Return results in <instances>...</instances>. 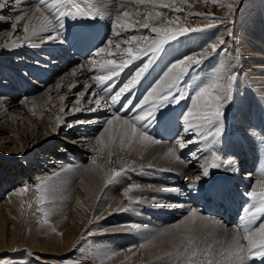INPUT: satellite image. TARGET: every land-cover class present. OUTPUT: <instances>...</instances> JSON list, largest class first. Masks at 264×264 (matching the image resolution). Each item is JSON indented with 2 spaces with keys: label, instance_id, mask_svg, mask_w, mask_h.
<instances>
[{
  "label": "bare ground",
  "instance_id": "bare-ground-1",
  "mask_svg": "<svg viewBox=\"0 0 264 264\" xmlns=\"http://www.w3.org/2000/svg\"><path fill=\"white\" fill-rule=\"evenodd\" d=\"M126 1L127 0H99L98 6L100 11L104 13L103 15H105V13L110 15L111 13L113 16V23L114 17L116 15H122L124 12H128L130 16L123 21L125 24L129 23L130 21H143L145 18V13L152 12L153 15H155L157 11L164 12L163 10H166L157 9L151 5L150 7L135 8L130 5L132 1L129 4V1ZM0 2H3V0H0ZM159 2H161V0H157V3ZM163 2L168 4L171 3L168 0H163ZM37 3L38 2L36 0H8L7 6L3 9H0V24L2 22L10 21L9 27L4 29L0 36V60L9 61L10 59H15L11 61L14 63L17 61V59L20 60L19 58L21 57H25L29 61H31V58H39L38 64H36L37 62H34L35 64L30 65L32 69V77L38 80L46 79L50 81H48V84L45 80L46 84L44 85V82H36V79L32 80L29 77L24 78V76H22L21 79L23 80L24 84L18 82L19 84L16 83L15 87L12 88L8 87V85H2L0 83V92L2 91L0 94H5L4 96L0 95V136H2V138H0V143H11V135L15 137V141L12 142L14 145L9 146V144H2L3 147H5L4 151L6 153L11 151L12 157L27 158L30 155L29 151L31 149V151H35L40 148L43 150L48 149V153H44L42 158L41 155H39L41 160H45V156L48 158H55V160L53 161V159H50L49 168L43 169L42 173L39 172L37 177L39 178L46 175L57 174L60 179H63L58 182L57 188V190L61 192L60 194H63V197L62 195V198L60 197L62 202L61 205L58 206V215L51 217L53 220L55 218L61 220V223L58 224L55 232H52L51 230L48 232L46 238L47 241L45 242V244H51L53 248L52 250H49L50 247L47 244L45 246L44 243H41L36 244L38 246L35 248V250L41 253L48 252L49 255L47 256L50 257H45V260L53 261L54 258H56L55 255H61L67 251H70L80 241V238L83 237L81 234H84L85 232L88 233L92 227H95L96 223H93L92 220L93 218L97 217V219L101 221L100 224L102 223V226H106L105 230L108 231V233H112L114 236L113 238L110 237V240L105 237L103 244L107 246V250L110 254H112V256L111 259L105 258L104 264H171V261L165 258L169 253L175 250L176 245L179 243L180 234L184 233L185 228L190 226V221L186 218L189 215V210L193 208L190 201L185 199L183 192H180L181 190L178 187L179 184L185 185V187L188 188H200L204 185L210 187L215 178L224 177L225 174H232V172L222 167L220 169L212 170L211 175L208 178H202L198 183H192L195 182V177L201 174V172H198L199 169L195 168V166H200V164L203 163V161H201L199 164L195 162L204 158L201 156V159L197 160L192 156V153L197 149L194 143L187 144L185 148L180 149L177 148L178 146H176L174 142L167 141V139L162 140L156 137L151 131L150 135L160 140V143L150 144L145 142L142 144L138 141L129 143L127 140H125V143L121 145L119 137H115V133L119 128V122L115 120L113 121L112 128H110L108 132L104 131L106 127H109L105 122L104 124L106 126L104 129L100 130L99 136L96 138V140H92V130L94 129L95 131V129H98L95 128V126L104 119L106 121V119L108 120L113 118L114 115L110 118H107L110 116L109 113H111V111L125 116L130 114L126 113L127 111L121 108V106H119L117 110L115 109L114 105H112L113 109L111 108V110H108L109 106L97 107L94 102H89L99 98H95L90 95V93L95 92L94 88L97 89L96 83L92 78H90L91 76H89L90 72H98L92 69V65L90 66L91 61L94 58L89 62H85L86 58L72 59L71 55L73 54H71L65 47L62 48V50L61 48L58 49L61 50V53L58 55H53L52 50H50L52 45L50 41H41V39L38 37H33L30 40H26V36L28 34L23 31V24L27 22L28 16H32V14L35 13ZM121 4L123 5L122 7L120 6ZM137 12L140 13L139 16L135 15ZM165 12L163 15L166 14ZM249 12L251 13V11ZM36 15L38 16L39 14ZM21 16H25L26 19L18 23L17 19ZM104 17L107 18L106 15L103 16V18ZM161 21L160 23L151 22L152 26H162ZM33 23H36L35 17H33ZM83 23L98 26V28L94 27L88 32V34H93L95 39L99 38V28L103 32L106 30L105 27H100L98 24H96L94 20L84 19ZM177 24H174L173 26L175 27ZM144 30L149 35L153 34L149 33L148 30L141 29L139 26H137L132 31H129L128 33H122L120 37H116L115 42L121 43L122 48L126 47L125 44L122 43L126 35H129L130 32V35L133 32L134 34L140 35L144 33ZM263 34L264 33L258 34L256 37L255 45L258 47H256L258 50L255 52L257 55V57H255L259 60H254L255 64L253 63L255 70H260L258 72L254 71L253 74H249L250 78L255 80L254 83L256 82V84H252V82L251 87L256 89L254 91L262 93L260 94L262 98H264ZM37 50L41 51L42 54L39 51L38 52L40 54L35 53ZM111 50L116 52L117 55L120 54L115 49L114 45ZM95 51L93 53H95ZM44 52H48V55L47 53L44 54ZM171 55L172 54H170V56ZM93 56L94 55H92V57ZM46 61L49 63H46ZM63 62H65V64ZM87 62L88 64H85ZM135 63L137 65L139 60L134 61V63L131 65L133 66ZM52 65H54V67H58L51 69L50 66ZM131 65L129 66L130 70ZM16 66L19 65L17 64ZM155 66L158 65H153L151 70L156 72L157 67ZM129 68L124 69V73L122 72V77H124L127 72H129ZM154 71H152V73ZM155 72L153 74H155ZM50 73H53L55 76L52 77ZM7 74L8 73H6V70H3V72H0V78L8 79V77H11ZM96 74L99 75V73ZM153 74L152 76H155ZM11 79L12 78L9 80ZM258 80L260 83H258ZM13 83L11 82L10 84ZM91 83L93 85L95 84V86L90 85ZM147 84V79L141 80L139 91L144 89ZM79 85H83L82 89L77 93V97L80 101L77 99V104L75 105L73 102L70 111L65 112V102L69 99V96L73 95L75 88ZM89 85L91 87H89ZM39 87H43L41 88L44 89L43 92L36 96L29 95L25 97V103H23V105H21L19 108L13 109V117H7V114H9L8 109L15 105L14 97L18 91V88H24L28 91H31L33 89L37 90ZM137 87L138 85L136 88ZM82 92L85 93L83 96L80 95ZM97 92H101V89H98ZM125 96H127V94ZM132 97L133 99L136 98L134 103L140 99V95L137 97ZM248 99L251 100L252 97L250 98L249 96ZM247 101L246 104H248ZM255 101L260 104L259 101L255 100L254 98L251 100V102L257 104ZM28 102H30L29 104L31 107H29L27 110L24 105ZM42 102H45V106H47V108L50 106L54 107L56 105L58 107L52 114L43 113V106L40 107ZM101 103L103 104V101H101ZM174 104L175 103H173V106H171L172 104L170 105L171 108L169 107L170 110L167 111L168 114L169 112H174L177 114L181 112V106H174ZM243 105L244 104L241 105L242 108L239 106L241 108V114L247 112L248 110L250 111V109H248V106H251L250 104L248 106ZM34 106L37 107V111L30 113V111L34 109ZM94 108L96 110L92 111L91 109ZM258 110L260 111L259 106ZM134 111L137 112L136 109ZM134 111L132 113H134ZM234 111L236 110L232 106L230 108V112ZM27 112L29 114L28 117L30 118L32 117V114H36V116L34 115L35 118L33 119V122L30 123L31 128L30 125L28 127L30 132L25 133L26 130L24 128L22 131L17 130L14 132L12 127H8V125L10 126L11 124L9 122L10 120L13 121V123L16 120L23 122V118H25L24 114ZM249 115L251 114L249 113ZM262 115L264 116V114ZM169 116H171V114ZM228 116L230 115L225 117ZM124 118L130 119L129 117ZM246 118L247 116H243L241 120H237V126H240L241 123L246 122ZM232 120L234 119L232 118ZM162 122L163 121H161V123ZM44 124H47L48 127H44ZM159 125L156 124L153 126L155 131L161 126ZM243 128L245 127H242V130H244ZM148 129H150V127H148ZM223 130L225 129L223 128ZM226 130L228 131V129ZM183 134H185V137H183L181 133L179 138L182 136L184 139L186 138L189 140L194 136V134L191 132L189 134L192 136H187V133L185 132H183ZM249 134H251V132ZM253 134L255 136L256 134L259 135L258 133ZM261 134L262 131L260 132V136ZM21 136H23L22 139ZM255 136L253 140L256 139ZM110 137H115L116 142L110 143ZM221 137L219 139L216 138L213 140L212 137L206 138L203 136L201 139L209 145L230 144L229 137L227 138L226 134L224 135V138ZM21 140H24L25 144L28 141H31L28 142L30 145L32 144L31 148L26 149V147L30 145L26 144L24 146L21 144V142L19 143ZM98 140L102 142L98 143ZM230 142L232 143V141ZM254 142L258 143L256 141ZM55 143H59V146H57L58 149H53L51 147V145H54ZM94 147H97L95 151L93 150ZM171 147H176L175 156L170 155L168 152L169 148ZM236 149H238V152L242 153L243 155L247 152V147L244 149L237 146L235 150ZM241 149H244V151L242 152ZM67 151L69 152L67 154L68 157L65 158L64 156ZM49 152L51 153L50 155ZM198 156L200 157V155ZM176 157H179V159ZM93 158H95V164L93 163ZM24 163H26V161H24ZM239 165L241 167L244 166L242 163ZM156 167L163 168L165 170L159 173L156 171ZM113 170L120 171L121 175L118 177H113L111 182H109V177H112ZM243 175H247V172ZM260 177L254 181V188L257 187L256 181L259 180ZM134 184L139 185L140 189L130 193V196L133 197V199L130 201L124 196V190ZM13 196L14 194L12 191H9L6 196V200L0 204V210L2 207L7 209L9 204L11 205V203H8L9 201H7V199L12 198ZM69 198L71 199L70 203L68 201ZM168 199H176V201L171 200L172 202H169ZM174 205H182V207H175ZM118 207H122L124 210L116 211ZM199 214L205 218V221L197 222V224L200 225L197 235L200 236L201 239L206 240V242L211 243L213 247H217L220 242L230 241V239L234 236L237 229V227L234 225H225L220 220H218L217 217L211 216L208 213L199 212ZM180 216L182 217L180 218ZM178 217L179 219H177ZM209 218L216 222L214 227L206 223L207 219ZM169 222H172L173 224L169 225ZM131 224H136L140 227L138 230L133 231L116 230L118 227ZM103 230L104 228L99 229L98 235H100ZM209 232L214 234L208 235ZM15 235L17 234H12V241L15 240ZM92 235L99 237L97 234ZM140 239H142L141 243ZM137 243L140 244L138 245ZM141 245H143V247ZM38 247H41V249ZM4 248L5 246L0 245V252H2ZM246 264H252V262L248 261Z\"/></svg>",
  "mask_w": 264,
  "mask_h": 264
},
{
  "label": "rangeland",
  "instance_id": "rangeland-1",
  "mask_svg": "<svg viewBox=\"0 0 264 264\" xmlns=\"http://www.w3.org/2000/svg\"><path fill=\"white\" fill-rule=\"evenodd\" d=\"M36 1L38 2V0H36ZM110 1H112V0H110ZM121 1H123V0H121ZM131 1L132 0H127L126 2H128V4H129ZM168 1L171 2L170 4H173V0H168ZM126 2H125V4H126ZM228 4L233 5V8L231 10L228 9V7H227ZM130 5L132 7H135V8L150 7L149 4L139 3V0H135V2L130 3ZM173 7L182 8L183 12L174 14L173 12H171L168 9L163 10L164 12L166 11L165 12L166 14L162 15V17L160 18V21L164 20V21H161L162 24L166 23L168 20H176V24L178 23L177 26L203 27V26L211 23V24H214V27L208 28V29H206L204 31H200V32H190L184 36L178 37V39H176L174 41H170L169 43L165 44L163 47V51L156 54V56L154 58V60H155L154 63L149 67L148 71L145 73L144 77L141 79V80L147 79V81H148V84L146 85V87L140 91V94L142 93V91H144L143 94L141 95V97H143L146 94V91L149 89L150 85H152L153 82L158 77H160V75L163 74V72L167 69V67L171 63H173L177 59H180L186 55H192L193 53H198L202 49L207 47L209 44L218 43V41L222 39L224 41V44H219L217 51L215 53H211L206 59L202 60V63L199 67L194 68V70H190L188 72V74L185 75L183 82L180 85V91L183 92V94L187 98L184 99V101L181 100L183 102V104H181V103L174 104V106H176V105L181 106V112L177 115V118H179V121H180L182 119L181 114L185 111V109H187L191 105V97L189 96L190 86L194 87L195 85L199 84L200 82L210 79L214 74H216L220 77H223L225 75V72H227L228 74H231V75H236L237 79L232 83V99L230 102L226 103L225 108H224L225 116L230 115V116L224 118V124L225 125L223 128L225 130L228 129V131L223 130L222 135H221L222 137L220 136L221 138H224V135L226 134L227 138L229 137V139H231L230 135H231L232 131L236 129V125H237L236 124V117H237V120H241L243 118V116L248 117V116H250L249 113L253 114L252 111H255V110L259 111L258 107H256L255 110H252L253 108H251V107H252V105L254 106L255 103L251 102V100L253 99V97L258 98L260 96V94H262V93H260L258 91L257 92L254 91L256 89H253L254 87H251V83L253 82L252 84H256V82L254 83L255 80L251 79L249 74H253L254 71L258 72L260 70V69L255 70L253 63L255 64L254 60H259L258 58H256L257 55L255 53L258 50L257 49L258 47L255 45L256 37L258 34L264 33V0H218L217 3H213V0H193V1L188 0V2L186 4L181 3L180 0H176V3L173 5ZM249 11H251V13ZM189 13L205 14L208 17H212V19H204L202 17H198L195 15H188ZM105 15L107 16V19H108L107 20L108 26L110 27L111 24L113 26V16L109 15L107 13H105ZM105 15H103V16H105ZM109 16H112V17H109ZM104 18H106V17H104ZM97 20H94V21L96 22ZM65 23H67L66 27L68 29H72L75 25V22L70 20V19H66ZM155 23H160V22H155ZM9 24H10V21L9 22H2L0 24V36L3 33L4 29L9 27ZM110 29H111V27H110ZM132 30L133 29H131V28L129 29V31H132ZM130 33H129V35H130ZM132 34H134V32ZM143 34H147V32L144 30ZM151 35H155V34H151ZM127 36L128 35H126V37ZM112 38H114V40H116L115 39L116 37H114V31H113V37ZM262 41L264 44V34H263V40ZM58 49L55 52L52 51V54L58 55L59 53H61L62 48H61V50H58ZM38 51L39 50L35 51V53L40 54L41 51H39L40 53ZM46 53L48 55V52H44V54H46ZM170 54H172L173 56L172 55L170 56ZM94 56H95V54H94ZM94 56L91 59L88 58L89 60L85 59V62L86 61L89 62L90 60H92L94 58ZM150 56H152L151 53H149L148 55H146L142 59H140L139 63L137 65L135 63L134 64L135 66L133 65L134 67L131 65V70L129 68V72H127V76L125 79L127 80L133 74L135 69H137L144 62H146ZM19 59L20 60L17 59V61H15L14 63H12L11 61L15 60V59H10L9 61H7L6 59H5L6 61L0 60V72H3V70H6V73H8L7 75L11 76V77H8V79L7 78H0V83L2 85H8V87L12 88V87H15V84L18 82L19 83L21 82L22 84H24L23 80L21 79L22 76H24V78L29 77L32 80L36 79V78L32 77V73H31L32 69H31L30 65H31V63H32V65L35 64L34 62H37L36 64H38L39 58L38 59L37 58H31L30 59L31 61L27 60V58H25V57H21ZM36 59H37V61H36ZM88 62L85 64H88ZM46 63H48V62L46 61ZM17 64L19 66H16ZM162 64H163V66H162ZM71 65H72V63H71ZM153 65H158L161 67L155 66V67H157L156 72H155L154 70H151ZM90 66H91V64H90ZM50 67H51V69H53V68H57L58 66L54 67V65H52ZM152 71H154L155 74H153L154 72L152 73ZM161 72H162V74H161ZM53 73H56V72H53ZM53 73L52 74L50 73V75L52 77L55 76V75H53ZM96 73H99V72H96ZM96 73L90 72V74H89V76H91L90 78L98 75ZM151 73L155 76H152ZM156 74H158V75H156ZM10 78H12V79L9 80ZM19 78H20V80H19ZM45 80L46 79H44V80L36 79L35 81L36 82L41 81L42 83L44 82L43 83L44 85L46 84V81H47V83L49 84L50 81L49 80L45 81ZM126 80L121 79L119 81L118 79H116L115 81L117 82V85H115V89L113 90V92L116 91L120 86H122V84ZM52 81H53V78H52ZM11 82L12 83L14 82V83L10 84ZM92 83L90 85H93ZM140 83H141V81H140ZM140 83L138 84L137 88L135 87V89L130 94V96H136L138 89H139V86H140ZM258 83H260L259 80H258ZM93 86H95V84ZM82 87H83V85L77 86L73 92V95L68 97L69 99L65 102V112L70 111L73 102L75 103V105L77 104V102H76V100L78 99L77 93H78V91H80L82 89ZM41 88H43V87H39V88H37V90L33 89L31 91H28L27 89H24V88H18V91L14 97L15 105L11 106L8 109L9 114H7V117L8 116H9V118L13 117V113H14L13 109L19 108L21 105H23V103H25V100H26L25 97H27L29 95H35L36 96V95L40 94L41 92H43L44 89H41ZM98 89H100V88H98V87H97V89L94 88V91L97 92ZM6 90H4V91H6ZM0 95L4 96L5 94H0ZM249 96H250V98L252 97L251 100L248 99ZM260 98H262V97L260 96ZM246 101L248 104H246ZM255 102H257V101H255ZM29 103L30 102H28L27 104L24 105V107L27 110L29 109V107H31ZM251 103H254V104H251ZM240 104L241 105L244 104L246 106H248L250 104L251 106H248V109H250V111L251 110L252 111L250 112L248 110L247 112H244L241 114L240 112H241L242 106ZM257 104H258V102H257ZM182 105L184 108L182 107ZM42 106L44 109L43 113H48V114H52L54 111H56V109L58 107L56 105L54 107L50 106L47 108V106H45V102H42L40 104V107H42ZM171 106H173V104ZM171 106H169V107L171 108ZM232 106L234 107V109L236 111L230 112V108ZM239 106H241V108ZM169 107L164 109L165 114L167 113V111L170 110ZM33 108L34 109L32 111H30V113L31 112L34 113L37 111L36 106H34ZM111 108H112V105L109 106L108 110H111ZM134 110L135 109H131L129 111V114L130 115L132 114L131 116L130 115L125 116V115H121V114H118L116 112L111 111L112 114L109 113L110 116L107 118H110L113 115H121L123 117L131 118L134 116V113H132ZM119 112H121V111H119ZM238 113H240V114H238ZM167 114L165 115L166 119H164L163 122L166 121L169 117H171V116H169L170 112L168 115ZM263 114H264V112H263ZM34 115L36 116V114H34ZM34 115L32 114V117H31L32 119H31L30 117H28L29 114L27 112L26 114H24L25 118H23V122H20V120H16L13 123V121L10 120L9 122L11 124H10V126L8 125V127H12L14 129L13 130L14 132L17 130L22 131L23 128L26 130L25 133L30 132L29 131L30 129H28V127L30 125V128H31L30 123L33 122V119L35 118ZM253 116L258 118L257 115H253ZM262 117L264 118L263 115L261 116V118ZM232 118L235 121L232 120ZM256 118L252 119L251 122L249 121L250 124L248 123V125H247V132H248L249 138L246 139V142L244 140V142L247 143L249 147H255V145L260 144L262 142L261 139L264 138V135H263L264 134V130H263L264 129V122L262 121V124H261L262 130H261L257 127L258 121ZM231 120H232V122H231ZM106 121H107V119H106ZM106 121L104 119V120H102V122L100 121L98 123V125H96V126L93 125V126H95V128H98V129H95V131H94V129L92 130V132H93L91 135V136H93L92 140H96V138L99 136L100 130L104 129V127L106 126L104 124ZM163 122L161 123V121H160V122L154 123V125H156V124L159 125V123H160V125H162ZM182 123L183 122L181 120L179 123V124H181V126L179 127V133L184 132L182 129ZM44 127H48V125L44 124ZM240 127L242 129V127H245V126L243 125ZM243 129L244 130H242L240 132V135H241V137L246 138L247 134H246L245 128H243ZM149 130L150 129H148L147 131L149 134H151V131H149ZM261 131H262V134H261L262 137L260 136ZM250 132L253 136L251 134H249ZM189 133H187V136L190 135ZM253 133H255V134L258 133L259 135L256 134V136H257L256 137ZM47 134H49V133H47ZM227 134H229V135H227ZM182 135H183V133H182ZM254 136L256 138L255 140H253ZM11 137H12L11 143L7 142L5 144H3V143L2 144L3 145L9 144V146L14 145V143H12V142L15 141V137L13 135H11ZM22 137L23 136H21V139H22ZM179 137L180 136H178V138ZM0 138H2V136H0ZM175 138L176 137H173V138H171V140H174ZM191 140H192V138H191ZM235 140H236V142H235ZM262 140H264V139H262ZM167 141H170V140H167ZM231 141H232V143L230 142V146L232 145L231 147H234L235 145L240 144V140H238V139H231ZM254 141H256L258 143H255ZM20 142H21V144H23L25 146L26 144L30 145V143H28V142H31V141H28L26 144H25L24 140L19 141V143ZM233 143H236V144H233ZM2 144L0 143V204L4 200H6V198H7L6 196H7L9 191L10 192L12 191L14 196L12 198L7 199V201H9L8 203H11V205L9 204L7 209L6 208L4 209V207H2V209L0 210V245L5 246L4 250L2 252H0V264H96V263H100L101 259H105L106 255L110 254L107 250V246L105 244H103L105 237L109 239L110 237L113 238L114 236L112 233H108V231L105 230L106 226H102V223L100 224L101 221L99 219H97V217L93 218V220H92L93 223H96V225L94 224L95 227H92L88 233L85 232L84 234H81V235H83V237L80 238V241L70 251H67L61 255H55L56 258H54L53 261H46L45 260L47 257H50V256H47V255H49L48 252L41 253V252H38L37 250H35V248H37V246H38L36 244H41V243L45 244V242L47 241L46 238H47L48 232L50 230L52 232L53 231L55 232L56 227L58 226L59 223H61V220H58L56 218L53 220V219H51V217L54 215L55 216L58 215L57 210L59 208L58 206L61 205V202H62L61 198L63 197V194H60L61 192H59L57 190V188H58V182L60 180H63V179H60L57 174L46 175V176H42L39 178L37 177L39 172L42 173L43 169L49 168L50 159H53V161L55 160V158H48L46 156L44 157L45 160H41L42 156H44V153H46L48 151V149L43 150L40 148V149H37L35 151H31L32 150L31 149L29 151L30 155L27 158H21V157H12L11 151H9V153H6L4 151L5 147H3ZM31 145L27 146L26 149L31 148ZM261 145L264 147V143H261ZM57 146H59V143H55L54 145H51V147L53 149H58ZM177 148H179V147H177ZM94 149H97V147L96 148L94 147ZM42 150H43V152H42ZM197 150H199V148H197ZM211 150L213 151L215 149L209 148L206 152L207 154L205 153L204 155L210 156V153L212 152ZM230 152H232V151H230ZM68 153L69 152L67 151V153L64 156L65 158L68 157V155H67ZM198 153H199V151H198ZM50 154L51 153L49 152V155ZM39 155H41V158ZM4 156H6V157H4ZM24 161H26V163H24ZM155 169L159 173L163 172L165 170L163 168H158V167H156ZM260 178H262V177H260ZM75 181H77V180H75ZM24 187H27V191L26 192H20L19 190L21 188H24ZM61 195H62V197H61ZM168 200H169V202L173 201L172 199H168ZM68 201L70 203L71 199L69 198ZM181 217L182 216H180V218ZM177 219H179V217ZM168 224L170 225L173 223L169 222ZM103 228H104V230L102 231V233L100 235H98L99 229H103ZM90 232L92 234H97L99 237L96 236L97 237L96 238L92 234H89ZM13 233H15L17 235H15V240L12 241V238H13L12 234ZM107 235H111V236H107ZM141 242H142V239H140V243ZM140 243H137V244L139 245ZM46 244H45V246H46ZM48 246L50 247L49 250H52L53 246L51 244H49ZM38 248L41 249V247H38ZM132 253H134V252H132Z\"/></svg>",
  "mask_w": 264,
  "mask_h": 264
},
{
  "label": "snow or ice",
  "instance_id": "snow-or-ice-1",
  "mask_svg": "<svg viewBox=\"0 0 264 264\" xmlns=\"http://www.w3.org/2000/svg\"><path fill=\"white\" fill-rule=\"evenodd\" d=\"M132 2H135V0H132ZM175 2L176 0H173V4H168L164 3L163 0L159 3H157V0H139L141 4H149L157 9H168L174 14L183 12L182 8L173 7ZM180 2L186 4L188 0H180ZM217 2L218 0H213V3ZM7 3L8 0L0 2V9L5 8ZM98 5L99 0H38L35 13L28 16L27 22L23 24V31L28 34L26 40L38 37L41 41H56L63 44L65 43L64 33L67 31L65 20L78 21L102 18L103 12L100 11ZM227 7L231 10L233 5L228 4ZM163 14L162 11H157L155 15L148 12L145 13L143 21H130L127 24L122 21L129 18L130 14L128 12L116 15L112 26L114 37H120L122 33H127L130 28L135 29L137 26L155 35H128L122 41L126 45L123 48L121 43L115 42L114 38H109L103 42V46L96 49L94 59L91 61L92 69L100 73L93 76L92 79L97 87L101 89V92L90 93L93 97L98 96L99 98L89 102H94L97 107L120 104L125 111L137 110L136 114L130 119L114 115L112 119L106 121L109 127L104 129L105 132L112 128L114 120L119 122L115 137H119L121 145L125 143V140L129 143L137 141L142 144L145 142L150 144L160 143V140L148 133L147 128L166 118L164 109L173 103L179 104L181 100L187 98L180 91V85L185 75L190 70L199 67L202 60L206 59L211 53H215L219 44H224L221 39L218 43L209 44L198 53L177 59L150 85L146 94L136 103H133L132 96L124 99L121 103L122 98L128 93H132L140 83L153 64L156 54L163 51L165 44L190 32H200L214 27V24L211 23L203 27H174L176 20H168L160 27H153L151 22H160V17ZM135 15L139 16L140 13L137 12ZM188 15L212 19V17L201 13H189ZM33 17H35L36 23H33ZM25 19V16L18 17L17 22L19 23ZM113 45L120 53L119 55L111 50ZM105 53L106 55H104ZM149 53L152 56L135 69L122 86L113 92L116 83L114 78L119 77L124 69L129 68L134 61L142 59ZM236 79V75L225 72L223 77L214 74L210 79L202 81L194 87L190 86L191 105L181 114L182 129L185 133L191 132L197 137L211 136L213 140L222 134L225 118L224 108L226 103L232 99V83ZM89 87L91 86L89 85ZM84 94L83 92L80 93L81 96ZM101 101H103V104ZM91 110L95 111L96 109ZM115 137L109 138L110 143L116 142ZM97 142L101 143L102 141L98 140ZM191 143H196V141L191 139L185 141L183 137L175 140V145L180 149ZM262 143H264V140H262ZM93 150L95 151V149ZM168 152L170 155L175 156L176 147L169 148ZM192 156L197 160L201 159L196 152H193ZM176 158L179 159V157ZM93 163L95 164V158H93ZM233 163L234 161L223 158L217 152L212 151L210 156L203 158V163L200 164L201 174L197 175L195 182L192 183H198L202 178H208L212 170L231 166ZM120 175V171L113 170L109 182L113 177ZM256 185V188L246 193L251 201L244 209L247 215L243 223L237 227L230 241L220 242L217 247H213L211 243L201 239L197 235L200 227L197 222L205 221V218L199 214L196 208H191L186 218L190 221V226L185 228L184 233L180 234L179 243L176 245L175 250L169 253L165 259L170 260L171 264H246L248 261H251L252 264H255L256 261L264 264V178L257 180ZM139 189V185H131L124 190V196L131 201L133 197L130 196V193ZM19 191L26 192L27 187L21 188ZM174 206L182 207V205ZM122 210H124L122 207H118L116 211ZM206 223L213 227L216 224L210 218L207 219ZM139 227V225L131 224L118 227L116 230L133 231L138 230ZM213 234L212 232L208 233V235ZM141 246L143 247V245ZM111 256L112 254H107L105 258L111 259ZM100 264H104V259H101Z\"/></svg>",
  "mask_w": 264,
  "mask_h": 264
}]
</instances>
